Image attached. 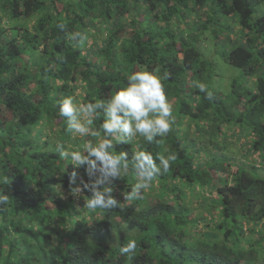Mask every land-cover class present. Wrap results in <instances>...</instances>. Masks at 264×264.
I'll return each instance as SVG.
<instances>
[{
  "label": "trees",
  "instance_id": "trees-1",
  "mask_svg": "<svg viewBox=\"0 0 264 264\" xmlns=\"http://www.w3.org/2000/svg\"><path fill=\"white\" fill-rule=\"evenodd\" d=\"M261 3L0 0V190L9 196L0 205V264H264ZM76 31L88 37L79 46L68 39ZM212 48L245 85L237 76L228 87L215 83ZM142 70L164 78L175 124L162 143L137 137L115 149L130 160L140 150L177 158L142 199L124 201L136 183L130 167L114 181L120 207L90 211L69 195L73 171L71 186L88 179L84 168L54 151L88 139L71 140L59 102L107 99ZM131 239L134 255H121Z\"/></svg>",
  "mask_w": 264,
  "mask_h": 264
},
{
  "label": "clouds",
  "instance_id": "clouds-1",
  "mask_svg": "<svg viewBox=\"0 0 264 264\" xmlns=\"http://www.w3.org/2000/svg\"><path fill=\"white\" fill-rule=\"evenodd\" d=\"M59 26L65 27L63 24ZM68 39L75 42L74 46H79L88 37L86 33L76 31L68 34ZM163 79L156 72L135 71L128 75L127 85L107 99L81 103L77 96L69 95L59 102V116L67 120L71 140L88 138L79 144L57 142L54 149L67 164L75 169L84 168L88 179L81 178L80 185L71 186L75 185L78 175L73 171L69 188V195L74 199H84V208L107 211L120 207L121 201L113 194L114 181L123 180L130 167L136 183L129 192L123 193L124 201L142 199L143 192L176 160L175 153L154 156L144 150L133 152L130 160L128 152L115 149V144H132L137 137L148 144H159L172 131L174 106ZM196 87L207 100L214 99L205 83H198ZM101 119L99 127H93L94 121ZM59 193L64 195L61 187ZM8 201V193L0 190V205ZM136 249L137 241L131 239L119 247V252L131 257Z\"/></svg>",
  "mask_w": 264,
  "mask_h": 264
},
{
  "label": "rangeland",
  "instance_id": "rangeland-1",
  "mask_svg": "<svg viewBox=\"0 0 264 264\" xmlns=\"http://www.w3.org/2000/svg\"><path fill=\"white\" fill-rule=\"evenodd\" d=\"M257 8H258V12H257L256 16L263 12L264 5L261 3L260 5H258ZM223 36H224V34H223ZM212 56L217 58V61L219 62V67L214 71V74H215L214 79H215L216 84H218L221 87L231 86L230 81H231L232 77L237 76L238 78H240V84L245 85L244 81H246V79L241 75L240 70L237 69L236 67L232 66V65H228V64L223 63L218 58V53L215 52V50L213 48H212Z\"/></svg>",
  "mask_w": 264,
  "mask_h": 264
}]
</instances>
